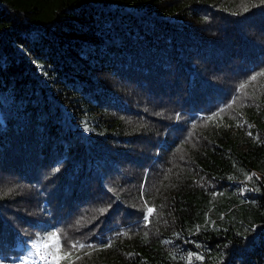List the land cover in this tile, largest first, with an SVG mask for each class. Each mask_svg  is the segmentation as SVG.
Segmentation results:
<instances>
[{
    "label": "trees",
    "instance_id": "trees-1",
    "mask_svg": "<svg viewBox=\"0 0 264 264\" xmlns=\"http://www.w3.org/2000/svg\"><path fill=\"white\" fill-rule=\"evenodd\" d=\"M51 235L264 264V0H0V255Z\"/></svg>",
    "mask_w": 264,
    "mask_h": 264
},
{
    "label": "rangeland",
    "instance_id": "rangeland-1",
    "mask_svg": "<svg viewBox=\"0 0 264 264\" xmlns=\"http://www.w3.org/2000/svg\"><path fill=\"white\" fill-rule=\"evenodd\" d=\"M44 239V238H43ZM40 243V241L35 240L34 244ZM41 244V254L48 255L49 262L45 260H41L39 256L36 254V248L30 246L26 253L18 254V255H9L11 257L8 259L5 256L0 255V264H52L51 252H55L59 255L60 253L59 245L56 242L55 236L51 235L45 238Z\"/></svg>",
    "mask_w": 264,
    "mask_h": 264
},
{
    "label": "snow or ice",
    "instance_id": "snow-or-ice-1",
    "mask_svg": "<svg viewBox=\"0 0 264 264\" xmlns=\"http://www.w3.org/2000/svg\"><path fill=\"white\" fill-rule=\"evenodd\" d=\"M248 179H251V176H249ZM152 213H153V208H152V207H148V208H147V216H146V220H147V217H148V216H151V215H152ZM197 227H199V226H197ZM108 246H110V245H108ZM33 247L36 248V254H37L38 256H40V259H41V260H47V259L49 258L48 255H43V254H41V244H40V243L34 244ZM67 247L70 248V249H72V250H75L77 247H79V248H83L84 245H82V244H78V243H77V244L68 245ZM50 254H51L52 264H61V261L64 260V259H65L67 256H69L71 253H70L69 251H64V252H63V255H59V254H57V253H55V252H51ZM78 258H79V257H77V259H78ZM188 259H189V260L192 259V254H189ZM195 259L200 260V259H202V257L199 256V255H196V256H195Z\"/></svg>",
    "mask_w": 264,
    "mask_h": 264
},
{
    "label": "built area",
    "instance_id": "built-area-1",
    "mask_svg": "<svg viewBox=\"0 0 264 264\" xmlns=\"http://www.w3.org/2000/svg\"><path fill=\"white\" fill-rule=\"evenodd\" d=\"M39 258H40V256H39ZM46 262L48 261L49 262V260L47 259V260H45Z\"/></svg>",
    "mask_w": 264,
    "mask_h": 264
}]
</instances>
